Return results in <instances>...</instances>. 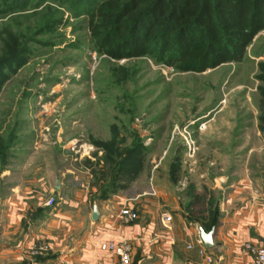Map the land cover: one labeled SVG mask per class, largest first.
<instances>
[{
    "label": "rangeland",
    "instance_id": "obj_1",
    "mask_svg": "<svg viewBox=\"0 0 264 264\" xmlns=\"http://www.w3.org/2000/svg\"><path fill=\"white\" fill-rule=\"evenodd\" d=\"M247 128L264 149V0H0V168L208 225L209 150Z\"/></svg>",
    "mask_w": 264,
    "mask_h": 264
},
{
    "label": "crops",
    "instance_id": "obj_2",
    "mask_svg": "<svg viewBox=\"0 0 264 264\" xmlns=\"http://www.w3.org/2000/svg\"><path fill=\"white\" fill-rule=\"evenodd\" d=\"M248 129H237L232 148L216 146L208 153L222 172L232 158L230 173L204 187L220 197L214 246L204 245L212 262L199 254L197 242L200 228L210 230L182 206L162 209L145 198L136 204L138 218L126 222L120 215L125 202L117 190L103 195L96 187L67 185L56 170L24 163L0 168V264H122L101 250L105 240L129 241L130 264H254L244 245L264 246V149L256 148L255 133ZM211 171L201 172L199 179L205 182ZM50 198L54 207L45 205ZM95 203L98 220L92 219ZM162 211L172 216L170 224L162 219ZM41 242L49 244V251L30 255L29 249Z\"/></svg>",
    "mask_w": 264,
    "mask_h": 264
},
{
    "label": "built area",
    "instance_id": "obj_3",
    "mask_svg": "<svg viewBox=\"0 0 264 264\" xmlns=\"http://www.w3.org/2000/svg\"><path fill=\"white\" fill-rule=\"evenodd\" d=\"M55 204L56 202L54 198L48 199L45 203L47 207H54ZM120 215L126 222H132L138 218V214L133 203L129 201H127L122 207ZM161 217L164 222L168 224L172 222V216L167 211H162ZM197 242L201 246L199 254L203 256L207 262H212V258L206 255V250L201 237H198ZM100 248L106 253L117 256L122 264H130L132 261L133 246L127 240H105L101 242ZM244 249L252 255L254 264H264V246H256L252 243H246L244 245ZM29 250L30 255L32 256L43 255L49 251V244L47 242H41L33 245Z\"/></svg>",
    "mask_w": 264,
    "mask_h": 264
},
{
    "label": "water",
    "instance_id": "obj_4",
    "mask_svg": "<svg viewBox=\"0 0 264 264\" xmlns=\"http://www.w3.org/2000/svg\"><path fill=\"white\" fill-rule=\"evenodd\" d=\"M99 208L98 205L95 203L93 206V214L92 219L98 220L99 218ZM216 227L214 226L209 232L205 231L204 229L200 228V237L205 245L206 248H212L214 246V234H215Z\"/></svg>",
    "mask_w": 264,
    "mask_h": 264
},
{
    "label": "trees",
    "instance_id": "obj_5",
    "mask_svg": "<svg viewBox=\"0 0 264 264\" xmlns=\"http://www.w3.org/2000/svg\"><path fill=\"white\" fill-rule=\"evenodd\" d=\"M114 187V186H113ZM110 189H112V188H110ZM109 190V189H108ZM108 190L107 191H104L102 194L103 195H106L107 193H108ZM115 189H112V190H109V192L110 191H114ZM217 220H215V219H213L208 225H205V226H207V228L209 229V230H211L214 226H216V224H217V222H216Z\"/></svg>",
    "mask_w": 264,
    "mask_h": 264
}]
</instances>
